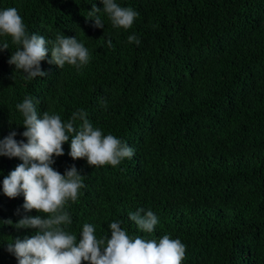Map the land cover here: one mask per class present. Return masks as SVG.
Here are the masks:
<instances>
[{
	"label": "trees",
	"instance_id": "trees-1",
	"mask_svg": "<svg viewBox=\"0 0 264 264\" xmlns=\"http://www.w3.org/2000/svg\"><path fill=\"white\" fill-rule=\"evenodd\" d=\"M115 2L139 14L131 28L113 27L102 0H0V10L16 8L27 32L49 41L47 75L28 80L8 63L17 45L0 36L9 44L0 51V139L15 131L27 142L16 108L26 97L38 115L63 122L82 109L135 153L115 167L90 166L68 155L70 137L64 155L54 156L55 170L75 165L83 176L78 199L65 206L72 223L62 226L77 242L85 223L99 239L118 221L130 236L179 239L182 264H264V0ZM93 4L103 28L86 18ZM57 34L75 36L89 62L50 63ZM133 34L139 45L128 42ZM20 163L0 156V264H18L7 243L36 231L15 223L47 215L25 210L22 193H3ZM139 208L158 217L152 233L129 218Z\"/></svg>",
	"mask_w": 264,
	"mask_h": 264
},
{
	"label": "clouds",
	"instance_id": "clouds-1",
	"mask_svg": "<svg viewBox=\"0 0 264 264\" xmlns=\"http://www.w3.org/2000/svg\"><path fill=\"white\" fill-rule=\"evenodd\" d=\"M103 12L115 28L129 29L139 15L130 7H121L115 0H102ZM101 8L93 4L86 18L94 20V26L103 28L104 23L98 13ZM0 36L11 37L17 45L12 52L9 64L26 74L25 79L47 75L41 69V61L48 53L49 44L44 36L29 34L22 17L14 7L0 10ZM128 42L140 44L138 37L128 36ZM111 46V40H108ZM9 49V44L0 45V51ZM89 62V52L75 36L57 34L51 42V61L59 68L67 63L76 67ZM102 103L105 104L106 102ZM22 113L25 131L21 135L27 138L17 141L15 131L0 139V156L19 157L18 164L3 179V193L15 198L21 193L24 197L23 208L35 209L46 216H24L15 223L17 229H35L33 235L24 239L16 238L7 243V251L14 254L18 264H182L185 257V245L179 239L164 235L159 240L130 236L120 226V222L109 223L111 237L97 239L94 227L85 223L79 241L74 234L65 230L72 223L70 213L65 210L69 201L78 199L83 184V176L75 165L64 174L55 170L54 156L64 155L63 144L70 142V155L74 160L86 158L90 166L119 165L124 158L131 159L135 150L112 134L104 135L94 128L87 119V113L80 109L63 122L56 114L45 111L38 115L31 97L24 98L16 105ZM82 123L77 128L75 121ZM19 212V210H17ZM129 218L139 229L152 233L158 224V217L152 210L143 208L129 213ZM9 224L11 220L7 221Z\"/></svg>",
	"mask_w": 264,
	"mask_h": 264
}]
</instances>
